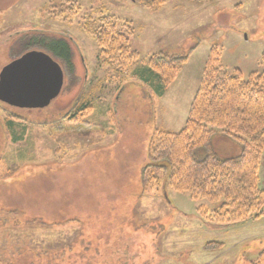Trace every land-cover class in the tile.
Listing matches in <instances>:
<instances>
[{"label":"rangeland","instance_id":"1","mask_svg":"<svg viewBox=\"0 0 264 264\" xmlns=\"http://www.w3.org/2000/svg\"><path fill=\"white\" fill-rule=\"evenodd\" d=\"M49 1L0 0V69L36 34L65 38L72 53L66 67L30 48L64 73L48 106L0 102V264H253L264 249V206L259 217L217 224L220 201L169 187L168 164L146 189L141 172L154 129L183 127L212 48L224 71L262 69L264 0H166L155 10L134 0H75L79 8L67 2L65 10ZM101 14L131 31L140 57L124 71L85 30ZM160 50L187 59L158 96L131 72ZM82 94L89 107L73 118ZM212 143L220 157L240 151L223 134ZM257 187L264 189V151Z\"/></svg>","mask_w":264,"mask_h":264},{"label":"trees","instance_id":"2","mask_svg":"<svg viewBox=\"0 0 264 264\" xmlns=\"http://www.w3.org/2000/svg\"><path fill=\"white\" fill-rule=\"evenodd\" d=\"M134 1L155 10L166 0ZM67 2L70 7H78L75 0H58L59 5L50 0L46 6L65 10ZM89 20L85 30L92 34L100 56L110 66L124 71L139 60V52L130 44L128 26L124 29V24H119L110 15L101 14ZM36 35L26 40L25 46H40L41 50L51 52L63 65L70 67L72 53L65 38L42 33ZM29 49L25 48L22 53ZM211 51L183 127L176 132L156 128L149 137V163L142 169L141 185L146 189L147 185L153 184L158 179L153 172H164L166 163L169 165L166 184L176 191L190 192L194 199L220 201L212 218L217 224H227L259 217L263 213L264 189L257 187V181L264 151V51L260 61L262 69L247 77L239 68L230 72L221 69L219 52L215 48ZM186 59L187 55L156 51L144 64L132 68L131 76L161 96L175 80ZM75 107L78 112L72 117H82L81 110L89 107L84 94L74 104L73 111ZM77 120L84 121L82 118ZM218 133L234 141L240 151L220 157L212 143L213 136ZM253 264H264V249Z\"/></svg>","mask_w":264,"mask_h":264},{"label":"water","instance_id":"3","mask_svg":"<svg viewBox=\"0 0 264 264\" xmlns=\"http://www.w3.org/2000/svg\"><path fill=\"white\" fill-rule=\"evenodd\" d=\"M64 73L44 51L30 49L0 69V102L20 109H41L60 93Z\"/></svg>","mask_w":264,"mask_h":264}]
</instances>
